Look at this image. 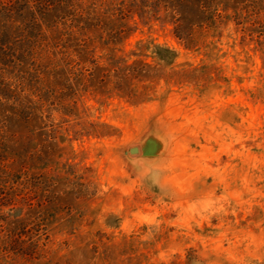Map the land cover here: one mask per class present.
Listing matches in <instances>:
<instances>
[{"label": "rangeland", "instance_id": "374dc122", "mask_svg": "<svg viewBox=\"0 0 264 264\" xmlns=\"http://www.w3.org/2000/svg\"><path fill=\"white\" fill-rule=\"evenodd\" d=\"M215 1L187 38L162 11L52 51L20 106L0 85V264H264V0Z\"/></svg>", "mask_w": 264, "mask_h": 264}, {"label": "trees", "instance_id": "16d2710c", "mask_svg": "<svg viewBox=\"0 0 264 264\" xmlns=\"http://www.w3.org/2000/svg\"><path fill=\"white\" fill-rule=\"evenodd\" d=\"M215 0H0V85L3 95L22 105L18 90L31 84L33 70L44 67L46 56L54 50L71 49L77 41L116 42L128 37L136 28L135 16L161 18L171 13L175 32L181 38L192 34L187 28V14L200 12V25L217 23L222 13ZM257 7L249 8L255 11ZM259 11V10H258ZM257 12V11H255ZM254 13V12H253ZM134 20V21H132ZM81 50L94 51L89 46ZM0 126V132L3 131ZM6 139L0 141L3 144ZM16 177L15 168L0 160V184ZM1 194L4 190L0 191ZM7 194V192H6ZM9 204L0 201L2 206ZM9 217V216H8ZM7 219V218H6ZM5 219V220H6ZM7 224L4 235L18 234Z\"/></svg>", "mask_w": 264, "mask_h": 264}, {"label": "clouds", "instance_id": "9594fccd", "mask_svg": "<svg viewBox=\"0 0 264 264\" xmlns=\"http://www.w3.org/2000/svg\"><path fill=\"white\" fill-rule=\"evenodd\" d=\"M129 162L138 174L150 180L153 185L161 183V168L158 165L140 157H134Z\"/></svg>", "mask_w": 264, "mask_h": 264}, {"label": "water", "instance_id": "95a60500", "mask_svg": "<svg viewBox=\"0 0 264 264\" xmlns=\"http://www.w3.org/2000/svg\"><path fill=\"white\" fill-rule=\"evenodd\" d=\"M131 150L132 151H137L138 150V147H132Z\"/></svg>", "mask_w": 264, "mask_h": 264}]
</instances>
